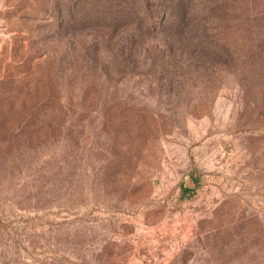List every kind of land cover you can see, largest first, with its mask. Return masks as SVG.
<instances>
[{"label": "rangeland", "instance_id": "374dc122", "mask_svg": "<svg viewBox=\"0 0 264 264\" xmlns=\"http://www.w3.org/2000/svg\"><path fill=\"white\" fill-rule=\"evenodd\" d=\"M0 264H264V0H0Z\"/></svg>", "mask_w": 264, "mask_h": 264}]
</instances>
